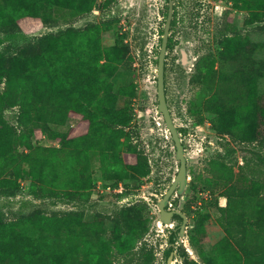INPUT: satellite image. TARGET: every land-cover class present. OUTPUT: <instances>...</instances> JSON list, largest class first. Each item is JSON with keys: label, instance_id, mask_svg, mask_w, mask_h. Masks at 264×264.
<instances>
[{"label": "trees", "instance_id": "trees-1", "mask_svg": "<svg viewBox=\"0 0 264 264\" xmlns=\"http://www.w3.org/2000/svg\"><path fill=\"white\" fill-rule=\"evenodd\" d=\"M231 1L235 9L247 12L245 26L264 20V0ZM45 4L68 9L81 18L94 10L95 0H0V35L13 40L22 30L40 29L41 8ZM225 17L220 33L226 37L222 40L221 57L235 60L242 45L240 32L234 20ZM175 26L176 20L172 30ZM101 33L100 24H91L85 31L71 26L33 43L37 45L33 54L26 52L31 44L27 41L11 48V59L0 51V192L11 197L19 193L25 162L30 168L35 198L86 203L93 195V153L100 157L104 180L113 181L110 187H118L132 173L139 176L150 173L147 160L142 162L143 156H138L137 146L133 145L131 105L135 88L124 87L116 92L113 81L120 65L133 66L129 44L119 38L112 47L102 48ZM174 46L176 42L171 35L168 50ZM216 63L211 53L200 56L196 75L206 77ZM242 74L244 78L238 89L245 103L228 107L229 110L226 106L223 110L220 107L209 110L217 113L213 119L215 128L220 127L225 112L237 116L234 129L248 127L239 140L244 153L251 155L245 158L237 182L246 181L245 174L264 181V127L258 125L260 118L264 120V93L258 92L254 74L249 75L246 68ZM10 107L20 108L19 126L23 130L20 136L6 120L5 111ZM71 118L78 119V125L62 131ZM36 134L59 141L60 147L34 145L30 137ZM19 137L28 152L19 151ZM254 141L259 144L255 146ZM127 155H133L137 161L133 157L126 160ZM10 169L15 172L14 179L5 176ZM216 185L227 187L222 194L227 205L219 207L222 212L219 224L226 236L214 249L213 264H264V195L253 187L243 189L238 183L230 184V180L209 181L207 187L212 189ZM128 194L125 191L117 196L124 198ZM148 209V204L141 201L133 208L122 210L117 216L113 241L105 237L101 222L83 223L82 210L37 209L20 226L10 224L5 212L0 210V264H80L77 238H84L85 247L98 249L99 255H91L89 264H109L114 248L131 254L130 264H151L152 252H147L145 246L134 254L148 231ZM186 209H191L190 203ZM176 218L182 220L179 215ZM200 227L204 229L202 223ZM179 231L180 227L169 237L167 257L174 251ZM181 255L186 264H191L184 247Z\"/></svg>", "mask_w": 264, "mask_h": 264}, {"label": "rangeland", "instance_id": "rangeland-1", "mask_svg": "<svg viewBox=\"0 0 264 264\" xmlns=\"http://www.w3.org/2000/svg\"><path fill=\"white\" fill-rule=\"evenodd\" d=\"M176 1L180 2L178 32L174 35L177 37V43L167 51L166 95L175 125L188 149L186 156L189 181L183 194H175L170 199L169 210L176 208L183 212L188 216L189 223L185 236L176 237L172 264H186L181 255V247L188 252L191 264H213L216 257L214 249L226 236L219 224L222 214L219 207L227 205V198L222 196L227 187L216 185L209 189L208 182L224 183L230 180V184L238 183L243 189L253 187L264 195V181L245 174L246 181L237 182V178L242 174L241 166L244 165L245 158L251 155L244 153L239 140L247 125H243L242 129H234L237 116L225 112L220 118V127L215 128L213 119L217 117V113L209 110L219 107L223 110L225 106L228 109L245 103L241 100L238 89L241 78H244V68L248 74L252 73L256 77L258 92L264 93V20L245 26L247 12L235 9L231 0ZM167 4V0H95L94 10L81 18H76L68 9L52 8L45 4L41 8L40 29L33 32L22 30L20 36L13 40H9L5 34L0 35V51L4 52L8 59L13 56L11 48L14 46L24 41L31 42L26 52L33 54L37 52V45L33 43L48 34L71 26L85 31L91 24H100L102 48H110L119 38H124L130 47L129 55L133 59V66L125 68L120 65L114 72L113 81L116 92L124 87L135 88L131 105L134 112L133 145L137 146L138 156H143L142 162L146 159L150 168L148 175L139 176L132 173L130 179L113 188L110 187L113 181L103 178L99 155L93 153L92 197L86 203H66L57 198H35L31 189L30 168L23 162L19 193L11 197L0 192V210L5 212L10 224L22 225L37 209L82 210L83 223L91 225L95 224L96 220L101 222L105 237L113 241L119 213L137 206L141 201L146 202L149 206L148 231L134 250V254L145 246L147 252H152L151 264H167L169 257L166 256V251L171 245L169 237L172 230L180 224V221L173 222L172 226L163 224L158 207L159 200L169 190L180 169L175 143L163 115L159 114L157 70L167 21ZM225 15L234 20L240 32L242 45L235 60H225L221 57L222 40L226 39L220 35ZM208 53H211L217 62L215 69L206 77H198L195 69L197 60ZM5 117L20 136L23 132L19 126L20 108H7ZM260 120L258 125L264 127L263 118ZM78 123V119L71 118L61 130L68 131ZM22 141L19 137V151L28 152ZM30 141L34 145L60 147L59 141L47 139L44 135H32ZM258 142L254 141L253 144L257 146ZM129 157L136 160L133 155H127L125 159ZM5 176L14 179L15 172L10 169ZM125 191L129 194L118 198L117 194ZM189 203L191 209L187 210ZM200 223L204 229H201ZM198 224L199 226L195 227ZM77 242L81 254L79 263L89 264L90 256L98 254V249L85 247L84 238H77ZM70 244L73 247L72 240ZM112 250L109 264H130L131 254L121 253L117 248Z\"/></svg>", "mask_w": 264, "mask_h": 264}, {"label": "water", "instance_id": "water-1", "mask_svg": "<svg viewBox=\"0 0 264 264\" xmlns=\"http://www.w3.org/2000/svg\"><path fill=\"white\" fill-rule=\"evenodd\" d=\"M173 2H170V11L164 28V34L162 37V46L160 50L159 60H158V70H157V79H158V99H159V114H162L166 126L170 131L172 139L175 143L177 150V160L180 164V169L175 178L173 184L169 190L165 193L163 198L159 200L158 207L160 211V220L165 225H172L173 218L175 214L181 215L185 218L184 224L181 228V237L185 235V229L187 224V218L180 211H171L167 208L170 199L177 193L179 195L183 194L187 188L189 181L188 177V168H187V157L185 154V147L183 145L182 139L180 137L179 130L175 125L174 119L172 117L166 95V86H165V76H166V56L168 51V43L171 33V24L173 19ZM174 260V254L172 253L167 261V264H172Z\"/></svg>", "mask_w": 264, "mask_h": 264}, {"label": "flooded vegetation", "instance_id": "flooded-vegetation-1", "mask_svg": "<svg viewBox=\"0 0 264 264\" xmlns=\"http://www.w3.org/2000/svg\"><path fill=\"white\" fill-rule=\"evenodd\" d=\"M173 2V9H174V12H173V19H172V24H171V33H170V36L172 35H177V32H178V19H179V17H176V14H178V4L180 3V2H178V1H176V0H167V2H168V4H167V8H168V15H169V11H170V2ZM168 15H167V18H168ZM174 20H176V26H175V28H174V30H172L173 29V21ZM174 42H176L177 43V37L175 36L174 37ZM182 139V138H181ZM182 142H183V145H184V147H185V154L187 155V146H186V143L183 141V139H182ZM187 157V156H186ZM177 194V193H176ZM169 206H170V201H169V204H168V206H167V208L169 209ZM171 211H179L178 209H174V208H171ZM181 212V211H180ZM183 215H185L186 216V218H187V224H186V228L188 227V223H189V219H188V216L186 215V214H184L183 212H181ZM176 216H177V214H175V216H174V218H173V222H175V221H180V224H178L177 226H176V228L174 229V230H177L178 229V227H180V231H179V235H180V237H181V228H182V226H183V224H184V221H185V218L183 217V216H181V215H179V216H181L182 217V220H180V219H177L176 218ZM174 230H172V232L174 231ZM185 231H186V229H185ZM172 232H171V234H172Z\"/></svg>", "mask_w": 264, "mask_h": 264}, {"label": "bare ground", "instance_id": "bare-ground-1", "mask_svg": "<svg viewBox=\"0 0 264 264\" xmlns=\"http://www.w3.org/2000/svg\"><path fill=\"white\" fill-rule=\"evenodd\" d=\"M185 55V54H184ZM190 63V62H189ZM193 155V154H192ZM169 226H172V225H169Z\"/></svg>", "mask_w": 264, "mask_h": 264}]
</instances>
